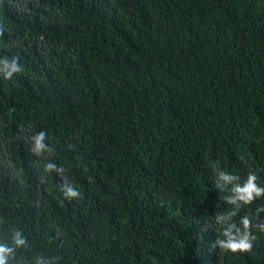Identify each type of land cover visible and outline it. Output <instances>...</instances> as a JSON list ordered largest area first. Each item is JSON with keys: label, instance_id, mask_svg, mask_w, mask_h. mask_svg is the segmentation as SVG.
<instances>
[{"label": "trees", "instance_id": "1", "mask_svg": "<svg viewBox=\"0 0 264 264\" xmlns=\"http://www.w3.org/2000/svg\"><path fill=\"white\" fill-rule=\"evenodd\" d=\"M0 57L6 264H264V0H0Z\"/></svg>", "mask_w": 264, "mask_h": 264}, {"label": "clouds", "instance_id": "2", "mask_svg": "<svg viewBox=\"0 0 264 264\" xmlns=\"http://www.w3.org/2000/svg\"><path fill=\"white\" fill-rule=\"evenodd\" d=\"M21 70V65L17 62L15 58L9 60L7 57H0V73H3L5 79H10L13 73ZM46 134L43 131H40L31 137L32 141V151L37 155L41 153L42 150L46 149V145L44 143ZM47 169H55L56 165L53 163H47L45 165ZM59 171V169H57ZM220 178L225 182H230L232 180L238 179L235 175H228L225 172L219 173ZM257 177L254 174H248L246 181L244 182V186L240 187L236 186L235 192L238 193V196H230L229 202L236 205V210L240 207V202L242 201L244 204L251 203L255 198L260 197L264 194V188H261L256 183ZM65 195L68 197H75L78 195V192L72 187L65 188ZM259 211V210H258ZM235 215V210L231 213H228L229 218ZM250 225H252V218L248 216H244L241 218L240 226L237 227L235 223L229 224V226L224 229V234L229 236V240L227 242H221L223 244V248L231 249L233 252L237 250H249L252 248V241L255 239V236L251 234L249 231ZM256 226V225H252ZM262 230H264V225L259 226ZM236 229V235L232 236V230ZM17 236V244H23L24 240L19 238L20 233H16ZM11 251L10 248L0 246V264H6L7 256L5 255Z\"/></svg>", "mask_w": 264, "mask_h": 264}]
</instances>
